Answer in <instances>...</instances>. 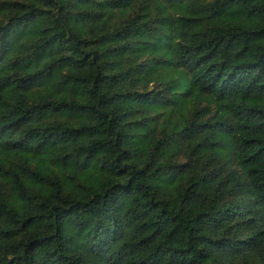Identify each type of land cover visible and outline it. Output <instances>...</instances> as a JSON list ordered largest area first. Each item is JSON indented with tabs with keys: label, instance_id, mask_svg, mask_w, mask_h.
Returning <instances> with one entry per match:
<instances>
[{
	"label": "trees",
	"instance_id": "trees-1",
	"mask_svg": "<svg viewBox=\"0 0 264 264\" xmlns=\"http://www.w3.org/2000/svg\"><path fill=\"white\" fill-rule=\"evenodd\" d=\"M0 264H264V0H0Z\"/></svg>",
	"mask_w": 264,
	"mask_h": 264
}]
</instances>
